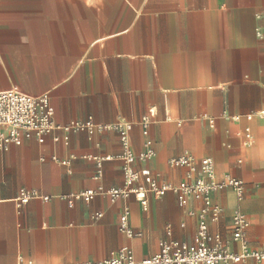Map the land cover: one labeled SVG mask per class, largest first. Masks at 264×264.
Returning a JSON list of instances; mask_svg holds the SVG:
<instances>
[{
  "label": "crops",
  "instance_id": "obj_1",
  "mask_svg": "<svg viewBox=\"0 0 264 264\" xmlns=\"http://www.w3.org/2000/svg\"><path fill=\"white\" fill-rule=\"evenodd\" d=\"M9 90L48 96L57 125L129 123L130 152L146 140L154 152L136 170L160 182L184 178L172 158L211 159L218 180H241L244 191L239 202L229 189L212 194L221 216L209 233L242 252L231 235L239 210L245 249H264V0H0V92ZM53 136L63 134L0 150V264L102 261L123 247L142 260L158 253L167 227L191 242L199 202L148 195L144 212L133 197L74 198L122 186L117 132H71L67 145ZM106 156L98 175L94 158ZM21 189L39 197L17 207ZM125 210L130 238L118 230Z\"/></svg>",
  "mask_w": 264,
  "mask_h": 264
},
{
  "label": "built area",
  "instance_id": "obj_2",
  "mask_svg": "<svg viewBox=\"0 0 264 264\" xmlns=\"http://www.w3.org/2000/svg\"><path fill=\"white\" fill-rule=\"evenodd\" d=\"M153 110L142 116L140 125L142 134L147 136L148 127L153 116ZM53 110L48 96L30 97L15 90L0 92V150H5L11 145L19 146L24 140L35 138L43 144L54 131L62 132L63 136H53L54 142L61 141L68 144V134L71 132H85L89 136L94 133L117 132L120 136L123 153L118 157L123 162V182L121 187L104 189H87L74 196L75 199L91 201L95 196L106 195L111 200L127 199L133 197L140 205L142 211L148 207V195L156 199L163 198L167 193L176 197L177 204L185 207L190 200L200 203V208L195 214L197 219L195 233L191 242H180L172 238L170 228H165L164 236L159 240L158 253L152 257L137 260L133 251L123 247L113 252L111 256L102 261L70 264H231L239 263L245 259L254 262H264V249L246 250L245 231L248 221L245 215L236 210L232 217V241L243 247L240 253L226 250L218 235L209 233V224L220 219L221 209L214 205L212 194L224 190H231L239 202L244 191L241 180L226 176L218 180L214 171L213 161L209 158L201 159L198 164L190 156L172 158L168 164L172 168H183L184 178L177 184L160 182L148 169L136 170V162H146L154 156L151 142L145 141L144 150L133 154L129 149L128 133L131 129L129 123L95 124L91 119L85 121H71L66 125H57L53 121ZM100 175L102 162L112 160V157L94 158ZM52 161H57L52 158ZM241 163V160L238 161ZM39 197L37 192L21 189L15 199L17 207L26 205L31 199ZM47 200V197H42ZM100 215L98 214L97 217ZM118 230L127 237L133 236L132 228L128 223V211L119 218ZM18 264H32L19 260Z\"/></svg>",
  "mask_w": 264,
  "mask_h": 264
}]
</instances>
